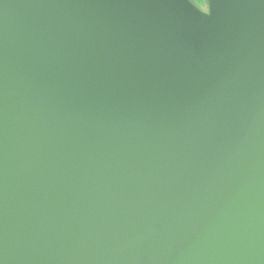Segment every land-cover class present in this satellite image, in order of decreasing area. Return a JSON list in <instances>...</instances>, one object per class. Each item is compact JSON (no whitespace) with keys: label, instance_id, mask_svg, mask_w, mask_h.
<instances>
[{"label":"water","instance_id":"obj_1","mask_svg":"<svg viewBox=\"0 0 264 264\" xmlns=\"http://www.w3.org/2000/svg\"><path fill=\"white\" fill-rule=\"evenodd\" d=\"M0 264H264V0H0Z\"/></svg>","mask_w":264,"mask_h":264}]
</instances>
